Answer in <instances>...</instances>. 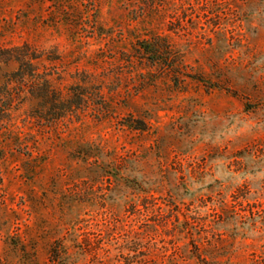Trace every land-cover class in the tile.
<instances>
[{"label": "rangeland", "instance_id": "374dc122", "mask_svg": "<svg viewBox=\"0 0 264 264\" xmlns=\"http://www.w3.org/2000/svg\"><path fill=\"white\" fill-rule=\"evenodd\" d=\"M24 46L0 264H264V0H0Z\"/></svg>", "mask_w": 264, "mask_h": 264}, {"label": "trees", "instance_id": "16d2710c", "mask_svg": "<svg viewBox=\"0 0 264 264\" xmlns=\"http://www.w3.org/2000/svg\"><path fill=\"white\" fill-rule=\"evenodd\" d=\"M27 47H14L10 50H5L4 53H6L8 56L5 57V60H14L19 63V68L12 73L11 77L8 79L7 83L4 85H0V100L13 102L14 96L11 95L10 92V85L12 83L17 84L18 86H25L26 84H29L28 86L32 89L31 95L36 98H41L42 100L48 98V89L47 84H44V79L40 80L38 78V72L35 71V69H30V61L34 57H29L28 53H26ZM13 53V54H12ZM29 79V80H27ZM46 83V82H45ZM36 84L37 85L36 87ZM39 86V87H38ZM34 92V93H33ZM55 102H53L52 107H50V110L56 111L54 108ZM11 103L7 104L3 108V112L7 114L10 111ZM3 120V117L0 118V122Z\"/></svg>", "mask_w": 264, "mask_h": 264}]
</instances>
